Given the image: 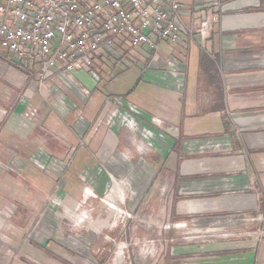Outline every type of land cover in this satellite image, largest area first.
<instances>
[{
  "label": "crops",
  "instance_id": "0c3cea01",
  "mask_svg": "<svg viewBox=\"0 0 264 264\" xmlns=\"http://www.w3.org/2000/svg\"><path fill=\"white\" fill-rule=\"evenodd\" d=\"M182 3L192 33L155 56L42 86L0 52V264H112V239L149 235L134 264H264V0Z\"/></svg>",
  "mask_w": 264,
  "mask_h": 264
},
{
  "label": "built area",
  "instance_id": "2783aa9c",
  "mask_svg": "<svg viewBox=\"0 0 264 264\" xmlns=\"http://www.w3.org/2000/svg\"><path fill=\"white\" fill-rule=\"evenodd\" d=\"M184 10L182 0H0V52L23 70L38 65L43 86L56 69H90L101 52L146 47L155 56L162 41L192 33Z\"/></svg>",
  "mask_w": 264,
  "mask_h": 264
},
{
  "label": "rangeland",
  "instance_id": "374dc122",
  "mask_svg": "<svg viewBox=\"0 0 264 264\" xmlns=\"http://www.w3.org/2000/svg\"><path fill=\"white\" fill-rule=\"evenodd\" d=\"M191 74L192 73H190V75ZM189 78H191V77H189ZM189 87H190V81H189ZM16 206H19V205H16ZM13 207H14V205H9V209L7 212L8 215L10 212L12 213V211H14L12 209ZM20 211L22 214H24L23 209H20ZM43 211H44V209L39 214H37V216L39 217ZM131 214L133 217H134V215H137L136 212H134V211L129 212V215H131ZM138 218H140V217L136 216L132 219V221H136V220L139 221ZM74 220H75V226H74L75 232H76V234L79 235L81 232H83L87 228L88 225L93 224L94 215L92 214L91 209L83 208V209L79 210V212L77 214H75ZM23 222L24 221H21V224H23ZM150 222H152V221H150ZM27 223H28V221H27ZM119 225H120V227H122L124 229L129 228V221H125V220L121 219L119 221ZM75 238L77 239V236H75ZM108 238L109 237H106V239H108ZM125 239H126L125 237H120V238H117L115 240L114 239L111 240V242L113 243V246H114L112 256H111L112 264H134V258H136V255L139 256L138 261L141 259L140 257H142V259H141L142 262L143 261L146 262L148 260H151V259H154L155 257H157L159 251H158V241H157L156 236L149 235L146 237H140V238H138V237L137 238H130L129 237L128 240H125ZM0 240H2V237H0ZM143 242H145V247H146L144 249H142L143 248V245H142ZM123 245H125L126 247L124 248ZM120 246H122L123 248ZM120 249H122V251L124 253L122 256H120L117 259V257H118L117 252ZM93 253L95 255L101 254V252L100 253L92 252V254ZM87 262H88V264H93L91 261H87Z\"/></svg>",
  "mask_w": 264,
  "mask_h": 264
},
{
  "label": "trees",
  "instance_id": "16d2710c",
  "mask_svg": "<svg viewBox=\"0 0 264 264\" xmlns=\"http://www.w3.org/2000/svg\"><path fill=\"white\" fill-rule=\"evenodd\" d=\"M204 66H205V64H204Z\"/></svg>",
  "mask_w": 264,
  "mask_h": 264
}]
</instances>
